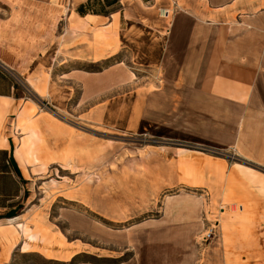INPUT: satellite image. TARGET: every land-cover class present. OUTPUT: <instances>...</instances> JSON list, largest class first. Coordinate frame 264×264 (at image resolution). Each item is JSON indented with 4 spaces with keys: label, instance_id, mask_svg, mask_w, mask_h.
<instances>
[{
    "label": "rangeland",
    "instance_id": "1",
    "mask_svg": "<svg viewBox=\"0 0 264 264\" xmlns=\"http://www.w3.org/2000/svg\"><path fill=\"white\" fill-rule=\"evenodd\" d=\"M86 1L0 0V58L14 70L27 98L38 104L33 115L47 112L63 128L55 133L54 150L30 164L38 161L35 166L40 167H31L26 175L25 193L31 214L35 211L28 223L34 224L42 210L52 222L50 229L83 243L94 254L68 262L16 254L12 264L127 262L131 256L124 249L127 232L158 219L164 199L180 193L202 202L204 225L192 239V264H205L215 242L224 247L227 264H264V178L249 169L256 165L247 157L252 150L247 128L242 144L230 143L216 130L214 119L178 108L176 97L170 101L176 105L169 104L163 94L156 21L160 16L169 21L184 8L183 0H172L161 10L155 0H119L106 7L116 12L100 15L108 18L100 24L76 12ZM93 7L100 8L96 3ZM128 7L133 12L123 17L121 12ZM163 10L168 14L163 16ZM114 34L109 40L115 51L87 53L89 47L97 51L95 44L106 43L105 36ZM74 74L107 76L110 86L104 95L88 99ZM39 86L49 97L41 95ZM202 154L209 155L202 166L217 173L207 174L196 163ZM227 182L225 203L212 201L209 186L216 192ZM248 191L254 204L246 201Z\"/></svg>",
    "mask_w": 264,
    "mask_h": 264
},
{
    "label": "crops",
    "instance_id": "2",
    "mask_svg": "<svg viewBox=\"0 0 264 264\" xmlns=\"http://www.w3.org/2000/svg\"><path fill=\"white\" fill-rule=\"evenodd\" d=\"M155 1L161 6L159 10L172 2ZM183 6L169 21L161 16L156 21L155 31L160 34L159 65L165 78L163 94L169 104L176 105L170 102L176 97L177 105H181L178 108L203 112L214 119V123L218 122L216 130L228 137L230 143L242 144L245 141L242 131L246 127V141L252 144L247 157L256 165L249 169L264 178V0H183ZM132 12L128 7L121 15ZM82 18H88L92 24L108 19L100 15ZM115 36H105L106 43L95 44L97 51L89 47L87 53L115 51L116 45L109 40ZM73 79L88 99L104 95L110 86L107 76L86 78L74 74ZM39 88L41 95L49 97L44 86ZM27 96L24 87L17 83L14 70L0 58V264H12L16 254L24 257L37 254L54 262L72 261L80 255L91 257L93 252L82 247L83 243L80 246L60 231L50 229L52 222L46 212L38 210L34 224L28 223L35 211L31 214V202L25 193L26 175H30L31 167H40L35 166L38 161L30 164L54 150L52 145L58 137L55 133L63 128L47 112L33 115L39 109L38 104ZM205 156L209 155L195 158L196 163L207 174L217 173L202 166ZM226 185L228 182L216 192L214 186H209L214 192L212 201L225 203L222 194ZM251 195L250 191L246 193L248 205L254 204ZM202 210L197 197L182 193L167 197L158 219L136 225V229L127 232L124 249L131 256L129 261L119 264H192L195 253L191 243L203 228ZM34 228L37 234L30 236ZM48 229L50 233L41 239ZM213 245L205 264H227L222 244ZM80 264L94 263L86 260Z\"/></svg>",
    "mask_w": 264,
    "mask_h": 264
},
{
    "label": "trees",
    "instance_id": "3",
    "mask_svg": "<svg viewBox=\"0 0 264 264\" xmlns=\"http://www.w3.org/2000/svg\"><path fill=\"white\" fill-rule=\"evenodd\" d=\"M119 2V0H87L85 3L80 4L76 12L80 16H85V15H108L111 14L112 12L116 11H107L106 7H111L113 5H116ZM98 4L100 7L98 10H96L93 7V4Z\"/></svg>",
    "mask_w": 264,
    "mask_h": 264
},
{
    "label": "built area",
    "instance_id": "4",
    "mask_svg": "<svg viewBox=\"0 0 264 264\" xmlns=\"http://www.w3.org/2000/svg\"><path fill=\"white\" fill-rule=\"evenodd\" d=\"M161 14H162L163 16H165L166 14H168V11L163 10ZM211 232H212V231L209 230V232H207L206 236H209V235L211 234ZM204 239H206V238L204 237Z\"/></svg>",
    "mask_w": 264,
    "mask_h": 264
}]
</instances>
